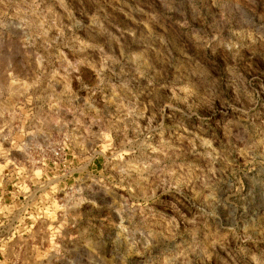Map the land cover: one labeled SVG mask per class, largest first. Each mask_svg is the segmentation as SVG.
Wrapping results in <instances>:
<instances>
[{"label":"clouds","instance_id":"clouds-1","mask_svg":"<svg viewBox=\"0 0 264 264\" xmlns=\"http://www.w3.org/2000/svg\"><path fill=\"white\" fill-rule=\"evenodd\" d=\"M0 264H264V0H0Z\"/></svg>","mask_w":264,"mask_h":264}]
</instances>
